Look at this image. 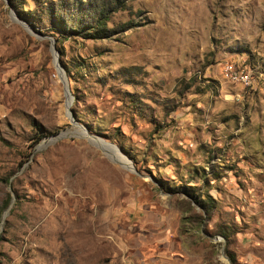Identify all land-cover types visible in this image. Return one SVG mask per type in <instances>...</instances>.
I'll return each mask as SVG.
<instances>
[{"label":"rangeland","instance_id":"obj_1","mask_svg":"<svg viewBox=\"0 0 264 264\" xmlns=\"http://www.w3.org/2000/svg\"><path fill=\"white\" fill-rule=\"evenodd\" d=\"M0 264H264V0H0Z\"/></svg>","mask_w":264,"mask_h":264},{"label":"built area","instance_id":"obj_2","mask_svg":"<svg viewBox=\"0 0 264 264\" xmlns=\"http://www.w3.org/2000/svg\"><path fill=\"white\" fill-rule=\"evenodd\" d=\"M226 74H227V77L230 78V80L232 81H234V78H241L242 84L248 85L251 82L250 74L248 72H245V71L232 72V69L230 66L227 68Z\"/></svg>","mask_w":264,"mask_h":264},{"label":"trees","instance_id":"obj_3","mask_svg":"<svg viewBox=\"0 0 264 264\" xmlns=\"http://www.w3.org/2000/svg\"><path fill=\"white\" fill-rule=\"evenodd\" d=\"M103 7H101V9L99 10L100 12L98 13H96L95 14V16H94V19H96V24H97V27H94V28H96L97 30H96V33L97 34H99V35H101L100 34V32H103V31H105V23H104V21L105 20H103V16H104V14H105V6H106V4H104V5H102ZM83 23L82 22H80L79 24H78V27L80 28V26L82 25ZM39 141H41V139L39 140ZM231 260L233 261V259L231 258Z\"/></svg>","mask_w":264,"mask_h":264},{"label":"water","instance_id":"obj_4","mask_svg":"<svg viewBox=\"0 0 264 264\" xmlns=\"http://www.w3.org/2000/svg\"><path fill=\"white\" fill-rule=\"evenodd\" d=\"M53 52H54V55H55V58H56L55 60H56V62H58L59 55H58L55 47H53ZM58 69L61 70L62 74H63L62 81L64 82L65 86L67 87V96H68V98H70V102H68L67 107H70L72 105V102H73L74 98L70 95L69 80L66 77V73H65L64 68L59 63H58ZM8 214H9V210L6 213V216Z\"/></svg>","mask_w":264,"mask_h":264},{"label":"bare ground","instance_id":"obj_5","mask_svg":"<svg viewBox=\"0 0 264 264\" xmlns=\"http://www.w3.org/2000/svg\"><path fill=\"white\" fill-rule=\"evenodd\" d=\"M123 163L127 164L128 165V162L126 160H123Z\"/></svg>","mask_w":264,"mask_h":264}]
</instances>
